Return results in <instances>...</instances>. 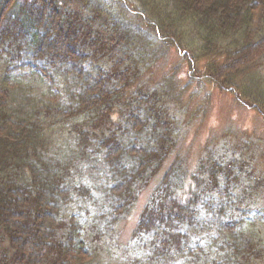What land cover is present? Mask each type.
Returning a JSON list of instances; mask_svg holds the SVG:
<instances>
[{
  "label": "trees",
  "instance_id": "1",
  "mask_svg": "<svg viewBox=\"0 0 264 264\" xmlns=\"http://www.w3.org/2000/svg\"><path fill=\"white\" fill-rule=\"evenodd\" d=\"M263 60L264 0H0V264H264L256 161L195 172L171 120L205 80L264 110Z\"/></svg>",
  "mask_w": 264,
  "mask_h": 264
},
{
  "label": "rangeland",
  "instance_id": "2",
  "mask_svg": "<svg viewBox=\"0 0 264 264\" xmlns=\"http://www.w3.org/2000/svg\"><path fill=\"white\" fill-rule=\"evenodd\" d=\"M171 52L172 53H170L169 59H171V56L174 54L173 50H171ZM192 59V56L187 55L185 60L190 63ZM167 62L168 61L165 60V69L168 68L170 70L167 66L171 65H168ZM174 62L176 64L178 59L175 60L174 58L172 63ZM261 63L264 71V60ZM179 66L180 65H176V68ZM187 68L188 65L181 67V69H185L184 72H187V77L189 79L191 73L194 74L198 67L197 65L192 64L189 66L188 71ZM184 72H182V74ZM199 75H201V77L197 80L203 81V78L206 76L205 72H202ZM49 81L51 84L53 83L52 79H49ZM205 81V83H201L197 86L198 90L203 87L200 90L201 93L198 92L195 94L193 100H189L187 103V107L179 110L181 111L183 109V117H180L178 114L174 117V119H171L172 126L176 131L174 136L177 137V135H180V137L184 138L182 155L184 159H186V162H189L188 164L192 166L195 172H199V168L197 164H195L196 160H198L199 163L202 159H204L205 162H212L213 164L215 162L218 163L217 161L222 159L229 165L232 160L235 159L237 161L238 159L236 163L232 164V168L228 169L236 172V182L242 185L243 180L247 181L248 175H251V170L255 168V161L259 171L256 172V176L264 174V110L262 108L259 109L254 108V106L249 107L247 105L240 104L237 102L239 101V97L236 95L235 90L231 91L227 89H220L214 82ZM186 83H189V80H187ZM196 90V86L190 87L188 89L187 96ZM189 104L191 105L190 108L188 107ZM181 133L183 136H181ZM130 140L131 138H128L126 142L121 140L119 144L121 147H125L129 144ZM172 159L168 162L166 168L169 167L168 165L171 164ZM101 163L102 162H99L96 165L100 170L102 169ZM250 166L252 167L251 169H249ZM166 172L167 171H162L161 174L164 175ZM131 180L132 178L128 181L130 182ZM216 181L218 183V188L221 186V191L224 190V187L226 188V186H228V184L219 185V179ZM159 185H156L154 182V184L146 185L145 188H143L145 191L142 189L144 192L141 191L140 193V190H138V195L134 200L136 202L130 216L127 217V219L122 218L121 220L122 223L119 225L121 230V241L119 242V246L123 248L125 243H127L129 251L127 252L126 248H123L122 250L127 253L124 256L128 259H137L141 257V253L134 252V247L128 244V241L133 239L136 225L139 221L140 215L142 214L141 211L148 206V202L153 198L152 196H155L157 190H159ZM140 186L141 183L139 184V187ZM221 196L223 197V194H221ZM95 198L97 197L95 196ZM239 198H241V195H239ZM254 200L257 201V199ZM119 203L120 202L117 204ZM99 205L101 207L104 206L103 203H100ZM256 205L263 206V208H253V205H249L246 208L247 213L252 214V220L256 216V214H254L256 211L257 213L264 215V195H260V201L256 203ZM254 209H256V211ZM98 210L100 212L101 209ZM251 211H254V213ZM77 213L78 217H85L79 211H75L73 214ZM231 216L226 217L224 220H226L227 223L232 221ZM262 226H264V224ZM106 228L110 229L109 224ZM135 255L139 256L136 258ZM93 264H98V260L96 259Z\"/></svg>",
  "mask_w": 264,
  "mask_h": 264
}]
</instances>
